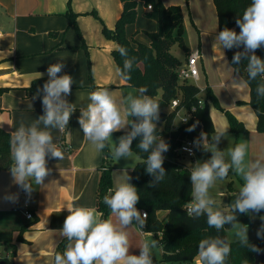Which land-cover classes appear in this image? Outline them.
Returning <instances> with one entry per match:
<instances>
[{
    "label": "crops",
    "instance_id": "crops-1",
    "mask_svg": "<svg viewBox=\"0 0 264 264\" xmlns=\"http://www.w3.org/2000/svg\"><path fill=\"white\" fill-rule=\"evenodd\" d=\"M135 1L137 16L134 23L127 25L126 35L134 46L149 45V34L157 30V22L146 16L144 0ZM161 1L165 6L182 8L189 55L200 54L198 80L204 82L203 88H199L201 95L205 96L206 89H210L221 108L233 113L247 132L236 136L230 132L228 119L225 121L223 114L211 112L210 108L214 128L227 129V134L233 137L230 147L235 146V141L236 144L247 141L246 159L264 158V134L257 131V116L249 104L250 88L232 86L234 79L243 77L234 72L226 49L223 59L220 51L212 47L219 33L213 0ZM68 12L75 13L77 28L70 26ZM122 12L121 0H0V88L9 89L0 98V128L11 135L21 121L31 123L43 114L41 99L33 100L25 89L39 78V73L47 76L46 69L52 63H64L63 70L73 77L75 83L66 99L77 108L68 125L66 146L61 145V131L51 130L63 158H48L47 166L52 171L44 185L33 183L30 197L14 183L10 171H0V254L11 257V247L15 245L17 253L10 258L13 264H53L57 248L66 240L60 229L68 213L62 208L73 201L97 208L98 186L105 164L112 166L113 188L125 168L133 184L134 168L141 161L139 156L133 153L130 160L116 161L111 156V145L107 154L104 150L96 151L84 138L77 120L79 108L90 102V92L98 88H108L117 99L137 93L116 74L113 51L117 43L103 32L105 28H115ZM125 131L113 133V141L117 142ZM221 147L222 140L218 145ZM189 161L191 164L185 162L191 169L194 162ZM12 194H18L15 203L3 199ZM26 200L32 220L26 219L21 209ZM146 237L140 228L132 229L134 245ZM130 251L139 254L136 247Z\"/></svg>",
    "mask_w": 264,
    "mask_h": 264
},
{
    "label": "clouds",
    "instance_id": "clouds-1",
    "mask_svg": "<svg viewBox=\"0 0 264 264\" xmlns=\"http://www.w3.org/2000/svg\"><path fill=\"white\" fill-rule=\"evenodd\" d=\"M235 23L239 32L225 27L215 37L212 47L220 51L223 59L224 49H243L234 53L232 64L238 65L246 60L248 80L234 79L232 86L247 88L248 81L264 77V59L256 54L258 49L264 47V0H251ZM115 50L125 57L123 68L117 67L116 74L122 80H130L134 58H128L127 49L123 46L117 45ZM64 67L62 62L49 64L46 69L48 79L32 97L33 100L41 99L43 114L31 123L21 121L11 133L13 163L9 171L14 183L29 197L34 191L33 183L44 185L45 178L52 171L47 166L48 158H63L51 130L63 132L77 111L75 104L66 99L75 81L67 73L60 74ZM43 75L39 73V78ZM147 93L148 88L145 86L139 88L136 94L130 93L123 99H117L108 88H98L90 92V102L79 108L77 120L84 138L95 150L99 152L111 145V156L116 161L133 157V141L139 137L137 147L148 154L146 173L152 177L148 186L156 187L167 175L163 166L164 153L170 145L157 135L160 104ZM256 93L258 97H264V82L257 85ZM198 124L199 121H196L186 131H194ZM121 130L126 131L114 142L113 133ZM226 136V128H214L211 137L201 131L193 140V147L211 155L207 160H197L192 164L189 175L192 199L186 205V213L192 219L206 217L208 227L217 231L230 225L240 245L259 254L264 249L249 242V226L239 222L238 214L250 215L264 211V158L246 159L247 141L228 147L226 151L220 150L218 145ZM185 150L193 154L191 149ZM230 170L239 175L244 183L234 202L225 210L217 206L210 189L217 180L227 178ZM130 180L131 176L125 168L114 188H110L103 197V202L110 210L107 218L96 207L79 205L74 201L62 208H66L68 215L60 233L66 238L67 244L62 253L54 255V264H153V249L159 246V241L143 239L133 244L132 229H143L148 214L137 208L141 197ZM3 199L15 203L18 194L6 195ZM260 220L264 222V216H260ZM256 235L264 240V223H261ZM133 247L139 249L138 255L130 251ZM231 251L226 239L218 235L209 236L199 242L195 264H226ZM244 264H249L247 259Z\"/></svg>",
    "mask_w": 264,
    "mask_h": 264
},
{
    "label": "trees",
    "instance_id": "trees-1",
    "mask_svg": "<svg viewBox=\"0 0 264 264\" xmlns=\"http://www.w3.org/2000/svg\"><path fill=\"white\" fill-rule=\"evenodd\" d=\"M121 1L123 2V12L115 28L113 30L105 28L103 32L108 39L127 49L128 58H134L130 72L131 78L124 81L134 88L146 86L148 88L147 94L158 100L160 118L157 122V135L162 136L170 145L169 150L164 153L165 161L163 166L167 171V175L156 187L148 186L152 177L146 173L145 161L148 154L137 147L140 138L138 137L134 140L132 145V151L141 159L133 171V185L137 187L141 197L137 208L147 212L146 230L154 234L155 239L159 241V246L162 248L161 258L157 261V264H195L199 242L209 236L217 235L226 239L232 248L226 264H244L245 259L248 260L249 264H256L255 256L257 253L242 247L239 241L228 240L227 233L232 229L230 225H225L222 230L217 231L208 227L206 217L202 216L199 219H192L186 213V205L192 199L189 177L191 169L179 160L180 156L177 150L185 140L193 141L200 135L201 131L211 137L214 125L210 116V106L212 104L216 108L221 109V107L213 92L210 89H206L204 96L205 105L198 108L193 119L188 123L175 125V113H165V109L175 98L180 100L181 107L191 108L192 106H197L198 95L201 93V90L196 85L179 80L177 72L179 67L182 66V62L171 53L172 47L178 45L189 56V49L184 38L185 28L181 6H165L161 0H144L146 6L152 5V10L148 11L146 16L157 22V30L149 34L151 41L149 45L137 43L134 46L133 42L127 38L126 27L135 22L137 1ZM213 3L217 11L218 32L225 27L239 32L235 20L242 15L251 0H213ZM66 16L70 26L77 28L75 13L68 12ZM242 50L241 48L239 51ZM226 53L234 72L243 77L244 80H248L246 72L247 61L234 65L232 64L233 50L226 49ZM256 54L264 59V47L258 49ZM113 58L116 66L123 68L125 57H122L115 50L113 51ZM64 73L66 72L63 70L60 74ZM47 79L48 76H44L33 80L30 86L25 89L27 95L33 97L37 88L42 87ZM261 82H264V77H257L255 80L248 81L250 88L249 104L257 116V131L264 134V97H258L256 93V87ZM8 91V88H0V98ZM160 93L162 94L160 95ZM225 114L229 122L230 132L236 136L247 132L244 124L238 121L230 112L227 111ZM196 121H199L198 126H200V129L197 126L192 132L186 131ZM67 133L68 128L61 139V145L63 146H66ZM10 139L11 135L0 128V171H9L13 163ZM196 150L197 157L211 155V153L204 152L202 149ZM104 152H107V147ZM111 170V164H105L98 186L97 209L99 212L104 213V218H107L110 212L103 202V197L108 194L110 188H113ZM240 182L243 184L242 180ZM238 192L239 190H235L232 185H229L228 205L234 202ZM258 214L264 216V211ZM238 220L240 223L251 226V214H238ZM66 242L67 240L59 245L55 254L64 251ZM249 242L264 249V241L249 240ZM6 244L8 243L6 242ZM11 248L10 256L14 257L17 253L16 246L12 245ZM11 257H2L0 254V264H13Z\"/></svg>",
    "mask_w": 264,
    "mask_h": 264
},
{
    "label": "rangeland",
    "instance_id": "rangeland-1",
    "mask_svg": "<svg viewBox=\"0 0 264 264\" xmlns=\"http://www.w3.org/2000/svg\"><path fill=\"white\" fill-rule=\"evenodd\" d=\"M184 38H185L186 45L189 47V43L187 41V34L186 33L184 35ZM240 49L233 48L232 50L235 53L236 51H239ZM171 53L174 56H176L182 62V65H184L186 63V59H187V57H189V56H187V52L185 50H183L182 48H180L178 45H174L172 47ZM187 82H190V83L196 85L200 89L203 88L202 86H204V82L203 81L199 82V80L191 79V80H188ZM135 89H136V91H138L139 88H135ZM161 94L162 93H160V95ZM227 95H228V93H227ZM210 108H211V112L213 111V112H215L217 114H223L224 118H225V121L227 120V116H226L225 113L228 110H224L223 108H221V109L216 108V107L214 108L213 105H211ZM170 112L171 111H170V108L168 106L165 109V113H170ZM228 112H230V111H228ZM231 114L236 118V116L233 113H231ZM175 123H176V125H180V120L177 119L175 121ZM242 135H244V134L243 133L239 134L240 137ZM232 138H231V136L229 134H227L226 138H222V147H221L220 150H225L226 151L227 148L230 147L231 144H233ZM235 145H236V141H235ZM133 153H135V152H133ZM209 158H210V156H198L196 160H207ZM186 161L188 163H190L189 159H186ZM239 179L242 180V182H243V179L239 175L235 174L234 172H232L230 170L227 178H225L223 180H217L216 181L214 186L210 189V193L214 197V199L216 200L217 206H219L220 208L225 209V210L227 209V207H228L229 185H232V188H235V190H239L242 187V184H241ZM231 182H233V183H231ZM251 219H252V222H251V226L249 227V231H248L249 240L250 241H264L262 239L257 238V235H256L257 230L260 227L261 223H264V222H262L260 220V215L257 214V213H252L251 214ZM234 233H235L234 229H231V231L228 232V240L229 241H238V239L235 237ZM146 238L147 239H155L154 236H148ZM161 254H162L161 246H158L156 249H153V264H157V261L160 260V258H161Z\"/></svg>",
    "mask_w": 264,
    "mask_h": 264
},
{
    "label": "built area",
    "instance_id": "built-area-1",
    "mask_svg": "<svg viewBox=\"0 0 264 264\" xmlns=\"http://www.w3.org/2000/svg\"><path fill=\"white\" fill-rule=\"evenodd\" d=\"M147 10L150 11L152 10V5L147 6ZM200 58V54L197 52L195 54L189 55L186 63L179 67L178 69V78L180 81H188V80H198L199 78V68H198V60ZM199 101L197 106H192L191 108H186V107H181L180 106V100L178 98H175L171 101L169 108L170 111L175 113V121L177 119L180 120V124H186L188 123L191 119H193L195 113L197 112L199 107H203L205 105V98L204 96L201 95V93L198 95ZM67 129V128H66ZM66 129L61 132L62 136L66 133ZM193 141L191 140H185L181 147L177 150L178 155L180 156L179 160L186 164V159H189L193 161L194 163L196 162L197 159V150L195 147H193L192 144ZM191 149L193 154H190L189 151L185 149ZM187 165V164H186ZM105 169V168H104ZM23 208L24 214L26 219L32 220L33 219V214L28 210V201L26 200L25 203L22 205L21 209ZM142 213H145L146 211L141 210ZM147 213V212H146ZM148 218V216H147ZM142 235L149 236V233H151V236H154L152 232H148L146 230V225L144 226L143 229H141ZM160 235V233H159Z\"/></svg>",
    "mask_w": 264,
    "mask_h": 264
},
{
    "label": "water",
    "instance_id": "water-1",
    "mask_svg": "<svg viewBox=\"0 0 264 264\" xmlns=\"http://www.w3.org/2000/svg\"><path fill=\"white\" fill-rule=\"evenodd\" d=\"M198 129H200V126H198ZM255 261H256V264H262L264 262V253L256 254Z\"/></svg>",
    "mask_w": 264,
    "mask_h": 264
}]
</instances>
